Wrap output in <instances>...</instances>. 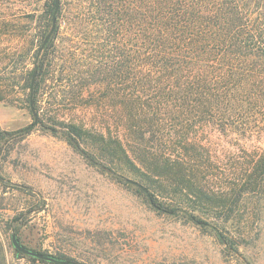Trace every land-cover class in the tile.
Here are the masks:
<instances>
[{
  "label": "trees",
  "instance_id": "obj_1",
  "mask_svg": "<svg viewBox=\"0 0 264 264\" xmlns=\"http://www.w3.org/2000/svg\"><path fill=\"white\" fill-rule=\"evenodd\" d=\"M55 10V0H0V101L34 108L165 214L197 227L209 224L200 215L221 219L219 242L240 246L223 231L264 194V147L242 146L230 166L217 152L224 137L264 134V0H60ZM93 108L102 124L80 116Z\"/></svg>",
  "mask_w": 264,
  "mask_h": 264
},
{
  "label": "rangeland",
  "instance_id": "obj_2",
  "mask_svg": "<svg viewBox=\"0 0 264 264\" xmlns=\"http://www.w3.org/2000/svg\"><path fill=\"white\" fill-rule=\"evenodd\" d=\"M100 112L80 116L102 124ZM34 117L26 104L0 101V264H50L18 253L13 233L32 250L83 264H264V194L243 203L241 226L229 222V234L222 232L240 246L221 244V219L200 215L209 224L197 227L186 215L165 214L67 131ZM256 141L264 147V134L240 143L224 137L218 156L228 166L240 163L242 146L250 153Z\"/></svg>",
  "mask_w": 264,
  "mask_h": 264
},
{
  "label": "water",
  "instance_id": "obj_3",
  "mask_svg": "<svg viewBox=\"0 0 264 264\" xmlns=\"http://www.w3.org/2000/svg\"><path fill=\"white\" fill-rule=\"evenodd\" d=\"M55 3H56V10H55V14H56L58 9H59V6H60V0H55ZM36 78H37V69H35L33 71V74H32L31 90H33V88H34ZM127 182L141 188L143 191H145V193H147V191L139 183H137L131 179H128ZM148 197L150 198L149 195H148ZM11 241H12V245L15 248V250L24 256H29V257H32V258H35L37 260H41V261H44V262H47L50 264H83L80 262L67 260V259L59 258V257L53 256V255H48V254H44V253L32 250V249L26 247L25 245H23L21 243V241L19 240L17 234H15V233H13L11 235Z\"/></svg>",
  "mask_w": 264,
  "mask_h": 264
}]
</instances>
